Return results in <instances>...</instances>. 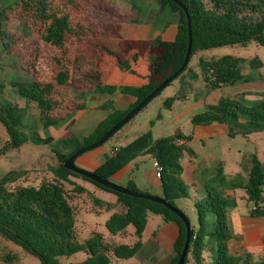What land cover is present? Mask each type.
Returning <instances> with one entry per match:
<instances>
[{"label":"trees","instance_id":"trees-1","mask_svg":"<svg viewBox=\"0 0 264 264\" xmlns=\"http://www.w3.org/2000/svg\"><path fill=\"white\" fill-rule=\"evenodd\" d=\"M179 1L187 7L191 17L193 43L188 65L177 77L187 70L192 57L202 50L224 45L245 46L252 42H257L264 47V0ZM157 2L160 6L158 14L169 9L177 17L178 31L175 40L181 46V56L176 68L167 75L169 76L181 66L186 54L189 43L188 17L186 11L173 0H157ZM19 4L22 16H27L42 26L40 38L49 45L61 46L69 36L81 34L75 29L69 13L60 7L59 0H21ZM78 26L81 28L80 25ZM162 43L163 39L160 36L149 42L151 47L157 49ZM151 57L155 58L156 53ZM243 62H245L244 58L233 55H224L216 59L200 58V72L192 70L190 76L195 80L202 77L209 89L251 82L254 77L243 73L241 68ZM85 64H87L85 55L77 54L73 68L82 80L93 85V89L109 94L128 95L135 100L126 109L117 108L113 101L99 105L102 109L111 110V112L90 134L85 136L73 134L63 140L64 145L70 150L67 153L56 152L58 164L51 169L52 179H43L40 184L32 183L30 182L32 170L27 168L13 169L5 173L0 178V234L27 253L37 256L42 264H60L59 257L71 256L80 251H86L89 257L74 264H108L111 256L124 259L138 253L143 245L142 235L148 216L150 213H156L163 215L165 221L179 225V235L174 245L175 256L170 263L176 264L186 240V225L179 215L162 203L118 192L65 166V161L72 153L97 141L167 76L157 80L153 74H141L133 67L129 59H123L120 56L116 60L117 66L141 77L143 82L140 84L106 83L104 71L99 64L89 63L88 68ZM249 64L253 69H262L264 60L256 56L249 61ZM65 83V79H62L58 73L55 82L33 78L12 80L10 85L21 97L37 103L40 108L41 123L44 127H49L58 124L63 118L61 111L57 110L60 95L56 85ZM177 98L178 96L167 98L164 103L165 108H171ZM85 107L86 104L82 103L69 109L67 113ZM145 107L146 105L143 108ZM26 115L27 107L19 106L13 101L0 104V123L10 137V141L0 149V157L6 149L20 148L29 141L30 137L23 128ZM162 115L160 112L157 118L161 119ZM191 122L194 126L226 124L229 126L230 136L262 131L264 130V100L256 104H247L241 99L225 96L216 103L207 104L203 111L192 116ZM154 124L155 121H151V126ZM239 125L244 127L236 130L235 126ZM35 138L46 142L51 140L43 139L37 134ZM192 139V135H186L179 129L174 134L155 139L152 130L148 129L130 143L114 147L110 156L94 172L111 180L116 172L138 156L151 155L163 166L159 177L163 190L162 196L177 206V199L189 196V185L182 177L184 172L182 159L186 154L196 156V151L189 144ZM70 176L83 178L102 189L115 193L124 211L114 212L106 221V228L109 233L115 235L132 225L138 240L133 244H111L105 240L102 233L95 231L89 239L81 242L76 233L75 207L65 187V181L70 180ZM126 187L141 191L133 180ZM240 188L244 189L246 199L253 204L251 214L264 216V166L256 155L252 157V165L246 176H227L221 163L217 167L216 174L207 180L206 195L196 203L198 227L192 225L193 234L185 264H192L191 254L195 256L194 264H205L202 262L201 252L207 240L217 244L216 258L210 264L250 263V254L233 255L229 250L231 238L229 211L238 204L237 198L230 194V191ZM96 201L102 203L99 200ZM106 206L108 209L111 208L110 204ZM210 215L215 217L214 228L211 230L208 228ZM7 259H18V256L8 255ZM253 264H264V257Z\"/></svg>","mask_w":264,"mask_h":264},{"label":"rangeland","instance_id":"rangeland-1","mask_svg":"<svg viewBox=\"0 0 264 264\" xmlns=\"http://www.w3.org/2000/svg\"><path fill=\"white\" fill-rule=\"evenodd\" d=\"M20 1L0 0V104L13 101L11 98H14L15 94L10 85L12 80L38 78L43 81L52 80L55 82V77L59 73L61 78L66 81L64 85H56L60 95L57 110L63 114L60 122L44 127L40 120V111L31 106L23 127L31 140L20 148L6 149L0 158V178L10 170L27 168L32 170L30 182L38 183L43 177H52L49 169L57 160L56 152H64L66 147L61 139L65 135L89 134L96 127L98 120L106 114V110L99 109L97 106L111 101L116 104L118 100L116 94L99 92L93 89V85L80 78L73 68L75 56L77 54L85 55L87 68L90 66L89 63L99 64L104 71L106 83L121 84V82H125L126 76L117 70L120 68L117 66L116 60L120 56L123 59H129L139 72L149 73L151 71L154 73L155 67L161 63L157 57L152 58L151 55L156 53L158 56V53L162 51V55L166 57V55L172 54L177 46L171 33L174 24L177 23V17L169 9L158 14L160 6L157 0H59L60 7L69 13L75 29L81 34L69 36L61 46H52L41 40L42 26L31 18L22 16ZM144 25L155 26L160 31H166L167 40L162 43L159 49L150 46L149 42L155 37L146 38L149 31H142ZM151 32L157 35L154 30ZM156 50L158 51L156 52ZM224 55L244 58L245 62L241 65L243 73L256 75L260 72L261 79L264 78V68L253 69L249 64V61L256 56L264 60V47L257 42L245 46L240 44L224 45L202 50L192 57L185 72L163 88L159 95L155 96L145 108L141 109L114 136L107 140L101 146L102 149L110 150L112 146L126 145L148 129L152 130L155 138L174 134L177 129L186 135H192L193 139L189 144L198 153V158L195 159L194 156L186 154L182 159L183 177L189 185L188 193L191 198L196 195L193 180L198 188H203L200 187L201 179L204 178L207 182L212 177L217 166L214 160L224 157L223 154L230 153L231 156L242 157V162L247 164L249 153L252 150L264 161L262 154L264 141L257 140L250 143L243 134L230 136L226 132H218L210 136L206 128L198 129L191 122L192 116L203 111L207 104L216 103L219 99L227 96V89H209L201 77L197 80L192 79L190 71L200 72V58L216 59ZM136 77L138 79V76ZM160 79L157 77V80ZM173 96H178L173 104V109L165 108L166 99ZM82 103L86 104L85 110L77 109L67 113L69 109ZM160 112L163 115L161 119H158ZM153 120L155 124L151 126ZM242 126H235V129H242L244 127ZM3 131L4 126L0 123V146L3 145L5 139ZM36 134L43 138L51 136L56 140L52 143L38 141L35 139ZM257 135L259 134L255 133L251 136L256 137ZM202 138L205 139V144ZM153 162L154 159L151 155H140L133 161V175L141 189H152L151 181L156 174ZM199 163L200 166L197 165ZM119 182L115 180V183L126 184L124 181ZM73 188L70 187L69 191L74 196L78 191ZM95 197L101 198V194L97 192ZM180 205L189 217L191 224L192 222L194 224L196 217L192 213L191 206H186L182 202ZM94 217L98 229H106V213L95 214ZM208 217V225H210L215 217L213 215ZM8 255H17L18 259L8 260ZM78 258V255L62 256L59 257V262L60 264H74ZM120 262L124 263V261ZM0 264L42 263L37 256L27 253L0 234Z\"/></svg>","mask_w":264,"mask_h":264},{"label":"crops","instance_id":"crops-1","mask_svg":"<svg viewBox=\"0 0 264 264\" xmlns=\"http://www.w3.org/2000/svg\"><path fill=\"white\" fill-rule=\"evenodd\" d=\"M158 29L159 28H155V26L144 25L142 31H149L146 38L150 39L153 37L157 38L160 36L162 37L163 42L166 41L167 40L165 36L166 31L163 30L160 31ZM152 30H154L155 33H157V35L152 34L151 32ZM177 31H178V25L177 23H175L173 27V31L171 32L174 40L176 38ZM162 54H163L162 51H160L158 53L159 57L156 56L159 59L158 61H160L161 63V64L159 63L161 67L160 65L159 66L157 65V67H155V70H153L155 71L154 73L151 71L149 73H145V72H140V73L153 74L155 78L166 77L170 72H172L176 68L179 62L181 56L179 43H177V46L175 47V50L174 52H172V54L166 55V57L165 55ZM117 70H120V72L126 76L125 82H121V84H140L143 82V79L139 76L137 79L136 77L137 75L134 76L135 74H131L121 69H117ZM195 72L199 73L198 71ZM253 77L254 79L251 82L241 83L235 86L223 87L227 89V96H232L238 99L242 98L244 102L246 103L248 102L249 104H256L264 100V78L262 77L263 79H261L260 72L256 75H253ZM13 93L15 94L14 98H11L13 99V102L19 106L27 107V113H28V109L31 106L36 107L40 111V108L37 105V103L33 101H29L24 97H21L16 92L15 89ZM116 96L118 100L115 106L119 109H126L130 107V105L135 100L131 96L123 95L119 93H116ZM99 105L97 106V108L102 109ZM85 109L86 107L81 110H85ZM168 109H173V105L171 108ZM110 112L111 110H106V114L101 119L98 120L97 125L101 120L105 119ZM197 127L198 129L206 128L210 136H213L215 133L218 132H226L229 134V127L226 124H219V125L211 124V125H204ZM94 129L95 127L91 130V132ZM3 132L5 134V139L3 141V145L0 146V149L5 146V144L8 142L9 139V135L6 132L5 127ZM255 133L259 135H257L256 137L251 136L252 134ZM80 136H85V135H80ZM68 137L69 135H65V137H63L61 140L67 139ZM244 137L250 143L256 142L257 140L262 142L264 141V130L252 132L250 134L244 135ZM43 139H51L48 143H52L56 140L51 136H48ZM30 140L31 137L29 141ZM202 140L204 141L205 144L206 143L205 139L202 138ZM120 146H112L110 150L102 149L103 147L99 146L96 149L87 151L79 155L76 159V162L79 166L94 171L110 156L114 147H120ZM69 150H70L69 147L66 146L64 148V152L63 151L62 152L67 153L69 152ZM262 154L264 156V148L262 149ZM143 155H148V154H143ZM223 155L224 157L218 160H214V163H216L217 166L215 168L216 170L213 175L216 174L217 167L222 163L224 167V172L227 176L244 177L247 175L248 170L251 168L252 157L254 155H256L259 158V160L262 162L264 166L263 159L259 155H257L256 152H252V150L249 153V162L247 164H244L242 162V157L238 158L237 156H231L230 153L229 154L225 153ZM194 158L195 159L198 158V153ZM133 161L127 164L124 168H122L118 172H116L111 177V180L112 181L114 180V182L115 180L120 181L119 183H122L121 181H124L126 184H121V185H125V186L131 180H133L136 186L139 188L137 181L135 180V176L133 175V169H134ZM57 164H58V158L56 162H54L53 166H51L49 169L51 173H52L51 169L56 167ZM197 165L200 166V163ZM52 178H53V173H52V177L47 179H52ZM43 179H46V177L41 178L40 179L41 181L35 184H40ZM201 180L202 181L200 187L203 188H198V186L195 184L196 183L195 180H193L192 182L193 185H195L196 187L194 191L196 192V195L195 197L193 196L194 198H191V196L189 195L187 197H183L176 200V204L180 209H183L182 206L180 205L181 202L184 203L186 206L189 207L191 206L192 213L196 217L195 218L196 221L194 222V224L192 222V225H194L196 228L198 227V213H197L196 203L201 199H203V197L206 195L207 182L206 179L204 180V178ZM151 182H152L151 183L152 189L150 188H145V189L139 188V189L143 192L162 196L163 190H162V184L160 178L157 177L156 174H154L153 180ZM65 187L70 197V200L75 207L76 233L78 239L81 242H84L87 239H89L95 231L102 233L105 237V240L111 244H118V243L133 244L138 240V237L135 234V228L132 225L128 226L125 231L115 235L109 233L107 228L104 230H99L96 225L97 221L94 217L95 214L100 215L102 213H106L108 220V218L114 212L124 211V207L118 202V197L115 193L102 189L88 180L74 176H70V180L65 181ZM70 187H74L73 190L78 191L77 193L75 192L74 196L71 195V192L69 191ZM80 188L83 189L79 190ZM239 190L240 193H238ZM97 192L101 194V198L95 197ZM230 194L234 195L237 198L238 204L236 207L230 209L229 211V222L231 228L229 250L230 253L233 255L250 254L251 259H250V263L248 264H253L254 262L259 261L264 257V216H254L251 214V211L253 209V204L246 199V193L244 189L240 188L235 191H230ZM96 200H99L102 203H98ZM107 204L111 205L110 209L107 208L106 206ZM208 228L210 230L213 229L214 222L208 225ZM179 230H180L179 225L177 223L165 221L164 216L161 214L150 213L148 216L147 225L142 235L143 245L141 249L138 251V253L131 258H124V259H117L115 256H111V262H114L115 264H170L175 256L174 245L178 238ZM216 251H217V244L212 240H207V243L205 244L201 252L202 262L205 264L213 263L216 258V254H217ZM74 255L79 256V258L75 261L76 263L81 262L85 260L87 257H89V253H87L86 251H80L71 256ZM66 257H70V256H66ZM191 260H192V264H194V262L196 261L195 256L193 254H191ZM120 261H124V263Z\"/></svg>","mask_w":264,"mask_h":264},{"label":"water","instance_id":"water-1","mask_svg":"<svg viewBox=\"0 0 264 264\" xmlns=\"http://www.w3.org/2000/svg\"><path fill=\"white\" fill-rule=\"evenodd\" d=\"M173 1H175L178 5H180L186 11L187 17H188L189 43H188L186 54H185V57H184V60L181 64V66L176 71H174L172 74H170L169 76L164 78L151 93H149L145 98H143L122 119H120L110 129H108L97 141H95L91 144L85 145V146L77 149L74 153H72L68 157V159L65 161V166L67 168L77 172V173L83 174V175L89 177L90 179H93V180L101 183L102 185L110 187L111 189L116 190L118 192L125 193L127 195H131V196H135V197L150 199L152 201L162 203L165 206H167L169 209L174 211L177 215H179L186 225V240L184 243L183 250H182L180 257H179L176 264H185L186 257L188 255V251L190 248V241H191V237L193 234V230H192V224H191L189 217L187 216V214L182 209H180L179 207L175 206L174 204L168 202L161 195L132 190V189L126 187L125 185H121V184L115 183L112 180L103 178L100 175H98L96 172L86 170L85 168L83 169L76 164V159L79 155H81V154H83L89 150L95 149V148L101 146L102 144H104L116 131H118L124 124L129 122L133 116H135L145 105H147L173 79H175L188 65V62L190 60V56L192 53V43H193L191 17L188 14L187 7L181 1H179V0H173Z\"/></svg>","mask_w":264,"mask_h":264},{"label":"built area","instance_id":"built-area-1","mask_svg":"<svg viewBox=\"0 0 264 264\" xmlns=\"http://www.w3.org/2000/svg\"><path fill=\"white\" fill-rule=\"evenodd\" d=\"M9 141H10V137L8 139V142ZM112 152H113V150H112ZM153 165H154V168H155L156 176L160 177L161 173L163 171V166L161 165V163L157 159H154ZM108 264H115V263L110 261ZM195 264H201V263H195Z\"/></svg>","mask_w":264,"mask_h":264}]
</instances>
